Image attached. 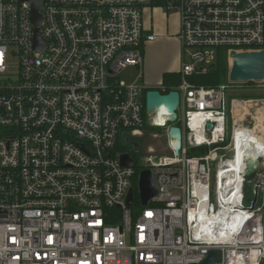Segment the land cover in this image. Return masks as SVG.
Wrapping results in <instances>:
<instances>
[{"label": "built area", "instance_id": "obj_1", "mask_svg": "<svg viewBox=\"0 0 264 264\" xmlns=\"http://www.w3.org/2000/svg\"><path fill=\"white\" fill-rule=\"evenodd\" d=\"M152 1L43 0L37 51L29 5L0 0V264H201L210 252L216 264H263L264 185L251 208L243 186L251 160L255 187L264 183V135L250 138L264 82L205 88L187 78L220 50H264V0H165L180 16L176 89L145 88L141 71L119 78L141 67L143 42L155 38L143 33ZM147 90L179 94L177 154L170 116L159 125L158 110L145 111ZM148 128L165 130L169 154L148 147L137 165L118 145ZM137 168L158 194L133 213L125 201Z\"/></svg>", "mask_w": 264, "mask_h": 264}, {"label": "water", "instance_id": "obj_2", "mask_svg": "<svg viewBox=\"0 0 264 264\" xmlns=\"http://www.w3.org/2000/svg\"><path fill=\"white\" fill-rule=\"evenodd\" d=\"M26 2L30 8V19L34 30V49L41 51L44 48V43L41 42V25L43 8V0H21ZM229 74L228 80L231 83H250V82H264V50L259 52H243L230 53L228 57ZM179 105V94L176 91H171L166 95H161L156 90H147L145 93V111L147 114L156 110L163 109L164 114L170 116L169 122L171 126L168 129L167 136L173 140V150L177 154L181 146V130L174 126L177 120L176 109ZM208 129L211 125L207 126ZM120 164L123 167L131 168L134 161L127 154L120 155ZM256 162L251 160L246 164V173L244 180H249L255 174ZM262 172V169L260 170ZM264 185L263 182H258L257 188ZM137 194L142 207L146 206L147 202L156 197L158 194L157 185L154 176L149 170H142L139 173L137 180ZM255 199V198H254ZM134 200V190L130 189L126 197V207H130ZM254 200L251 202L250 208L253 206ZM220 260L218 252H210L201 264H216Z\"/></svg>", "mask_w": 264, "mask_h": 264}, {"label": "crops", "instance_id": "obj_3", "mask_svg": "<svg viewBox=\"0 0 264 264\" xmlns=\"http://www.w3.org/2000/svg\"><path fill=\"white\" fill-rule=\"evenodd\" d=\"M165 0H153L143 9L144 37L142 45V80L153 84L160 82L167 74H179L181 66V46L179 41L180 16L175 11L167 12Z\"/></svg>", "mask_w": 264, "mask_h": 264}, {"label": "rangeland", "instance_id": "obj_4", "mask_svg": "<svg viewBox=\"0 0 264 264\" xmlns=\"http://www.w3.org/2000/svg\"><path fill=\"white\" fill-rule=\"evenodd\" d=\"M228 57H227V63L226 64H227V70H228V74H229ZM10 63H11V69H13L15 67L16 59H11ZM139 73H140V68H130V69L126 70L125 72H123L122 74H120L119 78L121 81L128 84V83L132 82L137 77V75H139ZM228 74H227V80H228ZM225 83L226 82H224L223 84H225ZM140 84L143 85L145 88H157L158 86H160L161 83L155 82L153 84H150V83H147L145 80H141ZM236 94L241 96V95H247V94H249V92L238 91V92H236ZM263 114H264V109H263ZM262 117H263V121H262L263 122L262 127H263L264 126L263 125L264 124V115ZM263 129H264V127H263ZM155 133L158 135V138H154L152 136ZM164 133H165V130H163V129L148 128L147 131H144L142 137L137 138L135 140V142L139 143V150H138V155H137L138 157L136 158L137 165L140 163V158L143 155H145L148 147H152L155 149V156H157V157H159L161 155H168L169 154V150L167 149V143H166L167 139L165 138ZM122 144H123V142L121 141L120 146H122ZM255 184H256V179L251 178V179L245 181V184L243 186V194L245 197V199L243 200V203L246 207L250 206L251 202L255 198V194H254ZM132 209L140 211L141 207L136 206V204L133 203Z\"/></svg>", "mask_w": 264, "mask_h": 264}, {"label": "trees", "instance_id": "obj_5", "mask_svg": "<svg viewBox=\"0 0 264 264\" xmlns=\"http://www.w3.org/2000/svg\"><path fill=\"white\" fill-rule=\"evenodd\" d=\"M227 56L225 51L220 50L216 59V62L208 68L204 73H195L187 78L188 82L195 87H205V88H214L224 82H227ZM180 83L179 74H167L163 78V84L169 89H176ZM255 97H258L256 95ZM118 149L125 153L127 149L123 146L118 145ZM137 157H134L136 159ZM142 169L137 168V172H140ZM134 204L140 206L138 194L136 189H134ZM133 210V209H132ZM137 210H133V213H136ZM264 264V262H263Z\"/></svg>", "mask_w": 264, "mask_h": 264}, {"label": "bare ground", "instance_id": "obj_6", "mask_svg": "<svg viewBox=\"0 0 264 264\" xmlns=\"http://www.w3.org/2000/svg\"><path fill=\"white\" fill-rule=\"evenodd\" d=\"M264 109V108H263ZM263 109H261L258 113H257V116L259 117V118H263L262 116L264 115L263 114ZM164 110L163 109H160V110H158L157 111V114L154 116L155 117V119H156V122L159 124V125H164V123H165V121H166V119L164 118ZM257 126H258V128H259V131H257V133L255 132V131H253L255 134H253L252 132H251V134H250V138H253V142H255V143H257V144H259V142L261 141V138H262V136L264 135V129H263V127H262V119H260V120H258L257 121ZM262 133V135L260 136V134ZM253 135V136H252ZM262 149H263V147H262ZM248 154H249V157H254L255 156V150H249L248 151Z\"/></svg>", "mask_w": 264, "mask_h": 264}, {"label": "flooded vegetation", "instance_id": "obj_7", "mask_svg": "<svg viewBox=\"0 0 264 264\" xmlns=\"http://www.w3.org/2000/svg\"><path fill=\"white\" fill-rule=\"evenodd\" d=\"M123 147L127 149L125 153L129 154L131 157H137L139 150V143L135 142V140H128V143L122 144Z\"/></svg>", "mask_w": 264, "mask_h": 264}]
</instances>
